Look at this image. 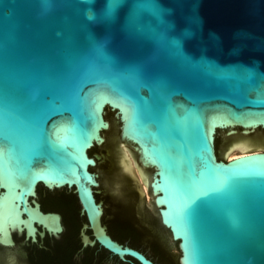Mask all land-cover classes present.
<instances>
[{
    "label": "water",
    "instance_id": "95a60500",
    "mask_svg": "<svg viewBox=\"0 0 264 264\" xmlns=\"http://www.w3.org/2000/svg\"><path fill=\"white\" fill-rule=\"evenodd\" d=\"M39 186L122 262L264 264V0H0L1 246L61 237Z\"/></svg>",
    "mask_w": 264,
    "mask_h": 264
},
{
    "label": "flooded vegetation",
    "instance_id": "af4514ba",
    "mask_svg": "<svg viewBox=\"0 0 264 264\" xmlns=\"http://www.w3.org/2000/svg\"><path fill=\"white\" fill-rule=\"evenodd\" d=\"M57 191L58 190L49 191L43 186H39L37 201L40 203L43 212H57L61 214L63 218V225L65 227V230L61 234V237L59 239H56L46 234L43 239L38 237L37 243H32L31 241L26 240V233L21 236H19L17 233H13V239L16 243L15 247L5 248L0 245V249L6 251L5 253L7 254V257L9 256V254L11 255V253L23 251V255L32 264H39L40 259L45 256H49L51 259L58 262L57 258L59 256L73 250L72 260L74 264H131L129 262H122L117 256H114L109 251L100 247L98 244L95 247L84 248L80 237V230L82 224L86 222V217L81 215V206L79 204V201L76 195L73 193L69 194L66 191L65 194H57ZM65 197H71L74 200V215L76 217V221L80 225L78 234L75 237H73L69 233V230L72 227V215L69 213L70 210L66 211V209L56 206L59 201L61 199H64ZM96 198L98 201H100L98 195H96ZM48 205L50 207H48ZM103 222L107 226L108 233L112 236V238L123 244L111 233L108 225L105 222V215L103 218ZM39 230L42 229L39 228ZM88 233L91 234V232ZM146 256L148 257V255ZM148 258L156 264V262L152 258Z\"/></svg>",
    "mask_w": 264,
    "mask_h": 264
},
{
    "label": "trees",
    "instance_id": "16d2710c",
    "mask_svg": "<svg viewBox=\"0 0 264 264\" xmlns=\"http://www.w3.org/2000/svg\"><path fill=\"white\" fill-rule=\"evenodd\" d=\"M59 208L66 209V211L70 210V214L72 215V227L69 230L70 235L75 237L78 234V229L80 227L79 223L76 221V217L74 215V200L71 197H65L61 199L59 203L56 205ZM115 228L119 232V234H128V235H137L136 230L132 223L127 219L117 218L115 221ZM120 240V239H118ZM72 252L69 251L66 254H63L55 260L51 259L49 256H45L40 259L39 264H74L72 260ZM89 264V263H87Z\"/></svg>",
    "mask_w": 264,
    "mask_h": 264
},
{
    "label": "bare ground",
    "instance_id": "6f19581e",
    "mask_svg": "<svg viewBox=\"0 0 264 264\" xmlns=\"http://www.w3.org/2000/svg\"><path fill=\"white\" fill-rule=\"evenodd\" d=\"M247 153H241V154H234V155H228L229 160L237 159L238 157H241L243 155H246ZM142 188V192L144 194L148 195V189H147V184H140Z\"/></svg>",
    "mask_w": 264,
    "mask_h": 264
},
{
    "label": "rangeland",
    "instance_id": "374dc122",
    "mask_svg": "<svg viewBox=\"0 0 264 264\" xmlns=\"http://www.w3.org/2000/svg\"><path fill=\"white\" fill-rule=\"evenodd\" d=\"M226 159L229 160L228 155L226 156ZM137 194H143V205H150L149 196L142 192L141 185H140V190H137Z\"/></svg>",
    "mask_w": 264,
    "mask_h": 264
}]
</instances>
